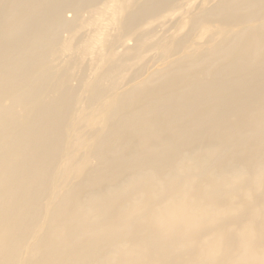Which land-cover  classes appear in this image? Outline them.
I'll return each mask as SVG.
<instances>
[{
  "label": "bare ground",
  "instance_id": "6f19581e",
  "mask_svg": "<svg viewBox=\"0 0 264 264\" xmlns=\"http://www.w3.org/2000/svg\"><path fill=\"white\" fill-rule=\"evenodd\" d=\"M0 264H264V0H0Z\"/></svg>",
  "mask_w": 264,
  "mask_h": 264
}]
</instances>
